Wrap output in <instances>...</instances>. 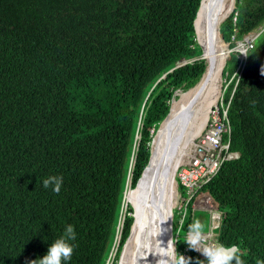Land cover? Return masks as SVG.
<instances>
[{"label":"trees","instance_id":"trees-1","mask_svg":"<svg viewBox=\"0 0 264 264\" xmlns=\"http://www.w3.org/2000/svg\"><path fill=\"white\" fill-rule=\"evenodd\" d=\"M200 1L0 0V264L42 258L67 224L69 264H107L119 234L118 264L134 221L122 205L127 176L134 189L175 92L205 70L191 61L202 51ZM219 31L229 48L258 37L243 62L231 52L225 65L240 72L223 93L238 157L200 191L216 203L215 240L255 264L264 258V0H235ZM48 175L64 177L59 194L43 187ZM175 213L176 252L204 260L185 244L192 208L181 227Z\"/></svg>","mask_w":264,"mask_h":264},{"label":"bare ground","instance_id":"bare-ground-1","mask_svg":"<svg viewBox=\"0 0 264 264\" xmlns=\"http://www.w3.org/2000/svg\"><path fill=\"white\" fill-rule=\"evenodd\" d=\"M234 3L235 0H218L211 13L208 11L209 0H205L202 4L195 25V39L204 54L208 70L198 84L184 92H178V98L172 101L167 118L159 125L154 135L150 151V166L135 190L131 189V173L129 175L124 198L126 204L123 202V208L128 203L133 206L135 225L130 239L125 242L118 264H148V259H145L147 242L152 233H155L154 229L157 226L156 223L150 224L149 219L156 214L150 205L159 194L161 156L164 160L172 159L181 164L188 161L195 149L194 140L203 130L210 109L222 92V72L227 64L229 47L221 39L219 28L221 22L233 10ZM210 24L213 26L211 31ZM237 49L240 60L243 61L242 43L237 45ZM158 166L159 173H156L155 169ZM172 197L171 208L173 209L177 199L175 184ZM214 218V221L218 220L216 216ZM119 237L118 234L107 264L111 263V257L119 244ZM171 264H174L173 259Z\"/></svg>","mask_w":264,"mask_h":264},{"label":"built area","instance_id":"built-area-1","mask_svg":"<svg viewBox=\"0 0 264 264\" xmlns=\"http://www.w3.org/2000/svg\"><path fill=\"white\" fill-rule=\"evenodd\" d=\"M258 34L244 38V46L247 50L253 48ZM240 72L238 73V75ZM229 103L225 104L223 95L219 103L211 107L206 124L195 139V148L187 162L181 163L175 172L176 187L182 188L186 193L177 191V202L174 212L178 215V225L183 224L188 208L208 209L211 214L210 233L217 226L215 216L219 217L213 201L207 195H200L201 188L206 185L218 173L221 165L228 160L238 157V153L230 151V123L227 115Z\"/></svg>","mask_w":264,"mask_h":264},{"label":"clouds","instance_id":"clouds-1","mask_svg":"<svg viewBox=\"0 0 264 264\" xmlns=\"http://www.w3.org/2000/svg\"><path fill=\"white\" fill-rule=\"evenodd\" d=\"M241 42L244 44V39ZM63 183L64 177L62 175H48L42 179L43 187L45 189L51 188V190L57 194L60 193ZM201 194L206 195L202 192ZM215 210L217 211V209ZM75 240V226L73 224H67L59 238L50 243L47 253L42 258L30 261V264H69L75 249V245L72 241ZM185 244L188 248L200 252L205 257L204 260L196 258L195 264H245V261L239 254L241 249L238 245H226L219 240H210L199 220H193V222L188 225ZM175 245V239L169 240L166 248L162 247L160 244L161 251L164 253L165 257L171 254L174 264H193V258L189 257L186 259L183 255L178 254ZM158 264H168V261L167 259L158 261ZM255 264H264V258L257 257Z\"/></svg>","mask_w":264,"mask_h":264},{"label":"water","instance_id":"water-1","mask_svg":"<svg viewBox=\"0 0 264 264\" xmlns=\"http://www.w3.org/2000/svg\"><path fill=\"white\" fill-rule=\"evenodd\" d=\"M204 1L205 0H201L200 1V5H199V8L197 10V13H196V16H195V19H194V23H193L194 30H195V25H196V21H197V18H198V14H199V12L201 10V7H202V4H203ZM217 1L218 0H209L208 11L210 13H211V11L213 9V6L216 4ZM233 9H234V7H233ZM212 27L213 26L210 24V26H209L210 31H211ZM220 35H221V33H220ZM221 39H222V35H221ZM239 43H242V42L238 41L237 45ZM242 46H243V58H244L243 60H245L246 59L247 49L244 47L243 43H242ZM211 49H212V47H211ZM232 51L239 53V50L237 49V46L228 49L229 54ZM211 52H212V50H211ZM195 60H203L205 62V70H204V72H203V74H202V76L200 78V80H201L204 77V75L207 73V70H208V66H207L208 64L204 60V54H203L202 51H201V55L199 57H197V58H195V59H193L191 61H195ZM187 62L188 61H183L182 63H179V64L176 65L175 68H178V67H180L182 65H185ZM175 68H173L172 70H174ZM172 70H170V72ZM164 77H165V75L162 76V78H164ZM200 80L198 81V83L200 82ZM175 94H176V92H175ZM171 104H172V102H171ZM169 111H170V109H169ZM168 114H169V112H168ZM168 114H167V116H168ZM167 116L165 117V119L167 118ZM139 138H140L139 135L135 136V140H137V139L139 140ZM150 161H151V152H150L148 163L145 166V168H144V170H143V172H142V174H141V176H140V178H139V180H138V182H137V184H136V186H135V188L133 190L136 189V187H137L138 183L140 182L142 176L144 175L146 170L149 168ZM159 164L162 167V169L160 171L161 176H160V180H159V194L157 195L156 199L152 201V204L150 205L152 207V210L156 214L152 218L149 219L151 225H152V223H156L157 226L154 229L155 233H152V236L150 237V240L147 242V253L145 255V259L146 258L148 259L147 260L148 264H158V261H163L165 259H167L168 264H171V262H172L171 254H169L167 257H165L164 253L161 251L160 244H161L162 247L166 248L168 241L171 240V239H174L173 235H172L173 210L171 208V203H172V199H173L172 195H173V192H174V184H175V196H176V192H177L176 191L175 172H176V170H177V168H178V166L180 164H179L178 161H175V160H172V159H167L166 158V160H164L163 156H161V160H160ZM158 171H159V166L155 169L156 173H159ZM129 175H130V173L127 176V181H128ZM127 181H126L125 189L123 191L122 205H123L125 194H126ZM176 202H177V199H176ZM213 204H214V207L216 209V203L214 201H213ZM130 206L133 209L134 221H133V225L131 227V231H130V234H129L126 242L130 239L131 232H132L133 227L135 225V210H134V208H133V206L131 204H130ZM116 238H117V236L115 237V240H116ZM175 248H176V245H175ZM113 249H114V247L112 248L111 251H113ZM121 254H122V252H121ZM110 256H111V252H110L109 258H110ZM109 258H108V260H109Z\"/></svg>","mask_w":264,"mask_h":264},{"label":"rangeland","instance_id":"rangeland-1","mask_svg":"<svg viewBox=\"0 0 264 264\" xmlns=\"http://www.w3.org/2000/svg\"><path fill=\"white\" fill-rule=\"evenodd\" d=\"M227 45H228V47H230V45L228 44V43H226ZM235 45L237 46V42H235ZM233 52V51H232ZM229 59H230V54H229ZM229 59H228V61H229ZM239 60H240V56H239ZM243 62V61H242ZM233 71V64L231 63V62H228V65H227V67L225 66V68L223 69V72H222V88H221V94H220V96L218 97V99H217V101H216V103L215 104H218L219 103V99H220V97H222V95H223V93H224V90L226 89V87L228 86V84L230 83V80H232V79H234V78H236V76L238 75V68H236L235 69V71L233 72V75L230 77V75H229V73H231ZM230 77V78H229ZM181 90V91H180ZM180 90H178L177 92H176V94H175V98L174 99H176V98H178V96H177V93L178 92H184V91H186V90H182V89H180ZM173 99V100H174ZM172 100V101H173ZM195 141V140H194ZM196 149V148H195ZM177 188V191H179V189H178V187H176ZM180 192V191H179ZM200 195H201V193H200ZM184 197H186V193H184ZM124 204H126L125 203V199H124ZM175 206V205H174ZM173 212H174V207H173ZM176 214V213H175ZM193 218H194V220H199L201 223H202V225H203V228H204V231H205V233L208 235V233H210V227H211V214L209 213V212H207V209H203V210H201V209H195V210H193ZM176 219L178 218V215L176 214V217H175ZM217 218V217H216ZM178 221V220H177ZM215 231L216 230H213V234H209L208 235V238L210 239V240H215V238H214V234H215ZM172 235H173V228H172ZM173 238H175L174 237V235H173ZM207 242V241H206ZM116 244V243H115ZM198 252V251H197ZM200 255H202L200 252H198ZM114 255V254H113ZM203 256V255H202ZM113 257V256H112ZM111 257V258H112Z\"/></svg>","mask_w":264,"mask_h":264},{"label":"crops","instance_id":"crops-1","mask_svg":"<svg viewBox=\"0 0 264 264\" xmlns=\"http://www.w3.org/2000/svg\"><path fill=\"white\" fill-rule=\"evenodd\" d=\"M203 210V209H202ZM207 212H208V210H207Z\"/></svg>","mask_w":264,"mask_h":264}]
</instances>
